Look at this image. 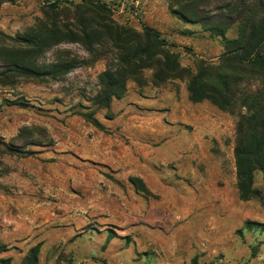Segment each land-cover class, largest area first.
<instances>
[{
    "label": "rangeland",
    "instance_id": "1",
    "mask_svg": "<svg viewBox=\"0 0 264 264\" xmlns=\"http://www.w3.org/2000/svg\"><path fill=\"white\" fill-rule=\"evenodd\" d=\"M57 1L0 0V258L21 264L37 244V264H264V229L243 228L264 224L260 173L255 198L236 189L232 150L245 111L191 103L186 90L199 62L218 64L221 39L166 0ZM52 24L91 28L92 51L61 42L37 55L29 41ZM105 24L140 46L152 43L143 27L155 31L157 59L180 71L144 63L120 98L97 108V76L121 51ZM62 62L73 68L58 77L24 71Z\"/></svg>",
    "mask_w": 264,
    "mask_h": 264
},
{
    "label": "trees",
    "instance_id": "2",
    "mask_svg": "<svg viewBox=\"0 0 264 264\" xmlns=\"http://www.w3.org/2000/svg\"><path fill=\"white\" fill-rule=\"evenodd\" d=\"M98 1L101 0H96V4ZM166 1L171 6V12L179 19L199 23L204 31L222 41L223 53L218 64L205 66L199 62L195 73L187 76L186 90L191 103L207 100L220 110H229L235 105L244 109L245 112L238 117L235 124L232 155L238 197L242 201L253 199L257 196V191L253 188L255 172L260 173L264 184V0ZM212 5H219L213 7L219 10L218 13H210ZM101 7L106 10L104 5ZM80 23L83 28L86 26L85 21ZM92 24L93 22L89 21L87 25L92 27ZM231 26H234L235 37L227 38L226 32ZM143 28L145 36L152 43L147 40L146 45L140 46L132 42L127 43L125 35L117 31L112 32L108 24L103 25V29L106 30L104 34L109 38L114 36L113 41L121 51L119 65L113 69L107 68L97 76L99 90L93 101L97 108L107 109L112 98H120L125 90L126 77L135 76L144 63L156 64L161 67L162 73L168 75L180 71L173 66L171 57L170 61L165 60L163 64L159 62L157 58L162 53L158 49L161 45L158 33L148 27ZM87 30L75 34L66 25L52 24L42 36L37 37V41H29V44L37 51V55L61 42L82 43L91 52V43L95 42L93 39L95 35ZM142 58L146 62H143ZM72 68L70 63L62 62L37 69L25 68L24 71L41 79L65 75ZM82 116L86 122L100 128L91 114ZM257 226L264 229V224L251 221L243 223L246 231H252ZM4 248L0 246V251ZM37 254L36 244L26 251L21 264H37ZM0 264H10V258H0ZM188 264H198L196 257H192Z\"/></svg>",
    "mask_w": 264,
    "mask_h": 264
}]
</instances>
